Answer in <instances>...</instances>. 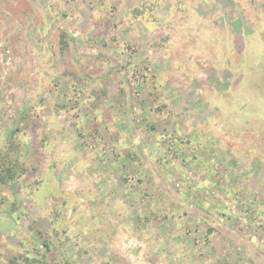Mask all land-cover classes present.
Returning a JSON list of instances; mask_svg holds the SVG:
<instances>
[{
	"label": "rangeland",
	"instance_id": "rangeland-1",
	"mask_svg": "<svg viewBox=\"0 0 264 264\" xmlns=\"http://www.w3.org/2000/svg\"><path fill=\"white\" fill-rule=\"evenodd\" d=\"M9 138L0 264H264V0H0Z\"/></svg>",
	"mask_w": 264,
	"mask_h": 264
},
{
	"label": "trees",
	"instance_id": "trees-1",
	"mask_svg": "<svg viewBox=\"0 0 264 264\" xmlns=\"http://www.w3.org/2000/svg\"><path fill=\"white\" fill-rule=\"evenodd\" d=\"M172 31L174 30L172 29ZM153 129V126H150V130ZM15 131H18V129L15 128ZM18 147L19 144L14 145L10 138L7 144L0 147V185L5 186L17 182L28 171L20 162ZM223 264L226 263L224 262Z\"/></svg>",
	"mask_w": 264,
	"mask_h": 264
}]
</instances>
